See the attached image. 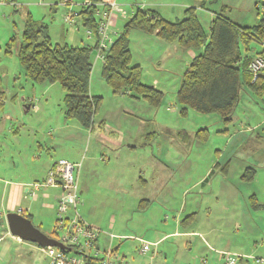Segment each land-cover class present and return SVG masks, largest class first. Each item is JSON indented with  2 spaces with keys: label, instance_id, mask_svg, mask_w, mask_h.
Masks as SVG:
<instances>
[{
  "label": "rangeland",
  "instance_id": "rangeland-1",
  "mask_svg": "<svg viewBox=\"0 0 264 264\" xmlns=\"http://www.w3.org/2000/svg\"><path fill=\"white\" fill-rule=\"evenodd\" d=\"M72 1L63 5V0H0L5 93L0 108V179L28 181L33 191L35 181H43L60 159L81 164L77 182L79 191L86 190L77 211L103 228L101 250L110 247L114 234L115 264L123 255V264H225L222 253L242 257L246 264L264 260V92L260 95L243 85L231 123L217 113L188 109L182 114L177 92L193 58L190 51H198L132 30V64L140 65L145 84L164 93L162 102L155 108L124 93L114 94L94 51L90 93L103 99L93 129H86L64 115L66 92L61 85L30 81L18 59L28 14L48 26L53 43L68 42L70 36L80 46L96 43L95 37L88 38L79 15L84 0ZM109 1L125 11H114L112 39L139 7L156 10L169 21L183 19L185 10L194 7L206 31L214 13L220 12L243 27L264 22V0H206L205 8L201 0ZM71 14L77 21L74 26L65 22ZM240 47L243 55L256 56L264 51V40L252 41L249 51L242 43ZM53 190H39L25 204L37 206ZM149 196L155 204L145 208L143 199ZM67 215L74 217V212ZM36 217L41 215L37 212ZM41 219H46L44 210ZM155 232L196 235L172 236L148 254L141 253L140 240L151 246L156 240L149 235Z\"/></svg>",
  "mask_w": 264,
  "mask_h": 264
},
{
  "label": "trees",
  "instance_id": "trees-1",
  "mask_svg": "<svg viewBox=\"0 0 264 264\" xmlns=\"http://www.w3.org/2000/svg\"><path fill=\"white\" fill-rule=\"evenodd\" d=\"M84 1L91 4L82 6L79 15L83 26L91 33L89 36L96 38L94 45L73 46L66 41L53 43L48 26L28 14L18 59L30 81L59 83L66 92L63 100L66 118L76 119L84 128L93 129L94 118L103 99L90 93L92 57L93 52L99 49L101 38L98 34L101 18L97 11L103 9L96 3L102 4L105 0ZM201 1V7L205 8L206 0ZM132 30L156 34L164 41L178 42L184 50L198 51L188 65L177 92L178 101L183 106L182 114L188 109L201 114L217 113L226 123H231L243 85L257 94L262 95L264 92V72L253 81L249 70L255 58L264 59V51L256 56H248L240 50L241 43L249 51L252 41L263 42L264 22L251 28L243 27L220 12L214 13L210 29L206 31L197 9L190 7L185 10V17L176 21L165 19L156 10L137 8L114 40L108 30L111 42L102 52L101 73L114 94L124 93L132 99L144 100L155 108L160 106L164 96L155 86L145 84L141 78L140 65L132 64L129 39ZM1 79L0 76V108L4 106L5 100ZM194 215L191 214L188 219ZM117 250L113 249L115 253ZM63 251L75 252L69 247ZM236 264H246V261L240 257Z\"/></svg>",
  "mask_w": 264,
  "mask_h": 264
},
{
  "label": "built area",
  "instance_id": "built-area-1",
  "mask_svg": "<svg viewBox=\"0 0 264 264\" xmlns=\"http://www.w3.org/2000/svg\"><path fill=\"white\" fill-rule=\"evenodd\" d=\"M69 0H63V5H69ZM87 2L83 5H90ZM101 5L103 9H98L97 14L101 18L98 26V34L100 35L98 59H103L102 52L106 50L110 44V38L107 34L109 28L113 24L114 11L117 7L115 1H104ZM75 17L71 14L65 17V22L74 26L77 24ZM80 18V16L78 17ZM91 34L90 32H88ZM249 70L252 73L253 81L264 72V59L255 58L249 65ZM80 168V164L72 163L66 159H60L53 169L50 171L48 178L43 183L33 185L35 190L44 187H60L61 196L58 200V229L63 231L59 234L58 242L65 247H69L75 252H64L61 249L54 247H45L51 258V264H115L112 262L116 253L111 246L114 235L110 236V247L101 250L97 247L100 231L99 229L87 224L79 215L77 209L81 203L79 185L77 182L76 171ZM69 210L74 212V217H69ZM141 253L145 254L150 250V244L143 242ZM225 258V264H236L237 259L230 254H221ZM117 262L123 264V259L118 258ZM256 264H264L263 259H257Z\"/></svg>",
  "mask_w": 264,
  "mask_h": 264
},
{
  "label": "crops",
  "instance_id": "crops-1",
  "mask_svg": "<svg viewBox=\"0 0 264 264\" xmlns=\"http://www.w3.org/2000/svg\"><path fill=\"white\" fill-rule=\"evenodd\" d=\"M69 1H70L69 4L73 3L72 0H69ZM81 2H83L81 3L82 6L86 3L85 1H81ZM119 12L125 15V11H123L122 8L119 5H117L115 9V13H119ZM116 23L117 22L115 18L113 20L112 26L116 27ZM88 38H90L89 35H88ZM68 40H69L68 43H70L71 45L80 46L74 43L75 40L73 36L68 37ZM190 53L193 57L195 56V54L192 51H190ZM0 76H1V73H0ZM52 168L53 167L49 169V172L51 171ZM49 172L47 175H49ZM47 177L44 180H46ZM79 178H80V172L77 174V180H79ZM35 182L38 183L42 181H35ZM30 184L31 183H29L28 181L26 183L25 181H19V180L8 181L5 179H0V220L2 222L0 226V264H51V258L44 247H41L34 243L26 242L18 237L11 235L7 228V224L5 220L6 214L11 213V212H21L24 216L28 217L33 222V224L37 228H39L44 234L56 240L58 239V237L56 238L57 236L56 234L57 232H59V229H58V200L60 199V196L62 193L61 188L60 187H50L51 189H54V190L48 192L46 195L44 194L43 200L39 199L37 206L33 207L31 204H28V205L25 204V200L28 199L29 196H31L30 199H33L35 196V192L48 188V187H44L39 190H35L33 188V191H31L30 188H27L28 186H30ZM85 190L86 188L81 189L80 194L85 193ZM143 200L145 201L143 205L145 208L152 206V203L153 205L155 204V200L152 199V197L150 196L147 198H144ZM43 210L45 211L46 219H41ZM37 212L38 214L41 215L40 218L36 217ZM35 218H37L38 220L37 222L35 221L36 220ZM84 221L90 226L98 228L100 231L99 237H101V235L104 233L102 227H98L97 224L94 222H91V221L88 222L85 219ZM114 225H115V219L113 220V223L111 224V227H110L112 230L115 229ZM151 228L152 227H149V230H151ZM47 233L55 234V237ZM195 233L196 232H185V233L155 232V234L152 233L153 235L151 234L149 235L152 240H156L154 244L151 243L152 245L150 246V248L152 246L156 247L160 245L166 238H169L172 236L174 237L189 236L190 237V236L196 235ZM111 235H114V234L111 233ZM115 238L116 237L114 236V239ZM97 247L99 248L98 243H97ZM116 252H118V250ZM149 252L145 254H148ZM124 258L125 256L123 255L122 259Z\"/></svg>",
  "mask_w": 264,
  "mask_h": 264
},
{
  "label": "water",
  "instance_id": "water-1",
  "mask_svg": "<svg viewBox=\"0 0 264 264\" xmlns=\"http://www.w3.org/2000/svg\"><path fill=\"white\" fill-rule=\"evenodd\" d=\"M7 228L11 235L41 247H54L65 250L62 243L44 234L33 222L21 212H11L5 216Z\"/></svg>",
  "mask_w": 264,
  "mask_h": 264
}]
</instances>
